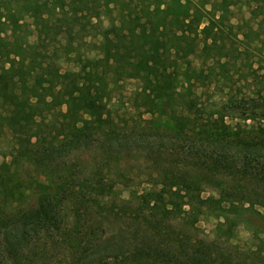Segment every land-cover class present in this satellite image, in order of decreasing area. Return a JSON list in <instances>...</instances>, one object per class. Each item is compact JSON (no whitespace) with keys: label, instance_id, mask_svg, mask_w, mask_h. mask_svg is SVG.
I'll use <instances>...</instances> for the list:
<instances>
[{"label":"trees","instance_id":"1","mask_svg":"<svg viewBox=\"0 0 264 264\" xmlns=\"http://www.w3.org/2000/svg\"><path fill=\"white\" fill-rule=\"evenodd\" d=\"M231 2L248 17L232 23L227 0H0V230L43 235L66 264H264V130L251 135L264 122L251 64L264 62V0ZM203 18L219 40L179 61L175 30L195 40ZM128 63L142 77L125 101ZM234 74L253 95L216 99ZM60 149L98 158L80 176L54 163ZM130 152L145 177L123 163ZM206 188L225 198L213 212Z\"/></svg>","mask_w":264,"mask_h":264},{"label":"rangeland","instance_id":"2","mask_svg":"<svg viewBox=\"0 0 264 264\" xmlns=\"http://www.w3.org/2000/svg\"><path fill=\"white\" fill-rule=\"evenodd\" d=\"M227 4H229V12L227 13L230 21L232 23H236L237 21H243L244 18L248 17L249 10L246 8V6H240L239 2H236L235 4H232L231 0H227ZM259 16L257 18V21L260 20ZM256 22V21H255ZM261 28H264V22L260 24ZM199 36L197 39L193 40L192 36L187 33L179 32L178 30H175V35L178 38L177 46L173 49V55L176 56V58L179 61H186V60H192L197 61V55L199 54V48L202 45V42L206 40L208 43H214L219 40L220 35V29L219 26L214 23L213 21L209 20L208 18H203L202 22L199 26ZM253 67L257 70V78L261 81V86L264 85V62H261L260 68L258 65L259 63L252 62ZM69 64L63 63L62 69H68ZM126 68L128 70V75L126 78V81L123 83V87L121 89L120 95H122V99L127 101L129 97L133 95V92L135 88L138 86L140 80H141V72L139 69L133 65L132 63H128L126 65ZM246 70V69H245ZM233 80L230 81V92H227V89L223 87L224 84L220 83L218 87L215 88L214 91L216 92L215 98L219 99L222 98V100L225 102L227 101L228 95L232 94L234 95V98L239 99L240 97H247L249 95H253L254 92L252 90L254 88H248V85L245 83L243 78L239 76L238 74L233 75ZM210 91H213L211 88ZM228 93V94H227ZM131 95V96H130ZM126 97V98H125ZM118 96H115L113 100V107L116 109H121L122 106L121 103L117 100ZM141 110L143 111V117L147 118L149 115L147 113H144L146 110V105H142ZM247 109L237 108L235 110L227 109V113L230 117L234 118V121H240L243 123L242 116L243 114L247 113ZM30 112L29 109L26 111V115L29 116ZM127 119L130 121V118L128 115ZM252 120H247V123H251ZM256 126H261L259 128H255L251 132V135L258 136L259 132H262L261 130H264V122L262 120H256L255 121ZM147 134L149 133V129L146 128ZM7 145V138H5L3 141L0 142V153H2L5 150V146ZM140 154L137 152H130L129 155H126L123 158V163L125 165H128L131 167L132 174H135V172L140 173V177H145V174L148 172L144 169L143 165H141L143 159L140 158ZM98 155L95 154L93 151H72L68 153L67 151L60 149V154L54 158V163L62 165H67L68 167H71L75 170V172L78 175H82L86 171L85 168L92 167L94 165V162L97 160ZM140 158V160H137ZM1 160V156H0ZM140 162V163H139ZM53 163V165H54ZM140 164V166H138ZM64 166V167H67ZM140 168V171L137 168ZM22 170V169H20ZM84 171V172H83ZM24 172V169H23ZM27 174L32 178L35 179L38 177V172L35 171L33 166H30L27 168ZM133 186H129L130 188L135 187V184H131ZM120 187L121 186H117ZM122 197L125 198L128 195V191L125 189L121 190ZM213 195V196H212ZM215 198H219L214 199ZM202 198L204 199V206L209 209V211H214V206L217 204L225 203V198L223 196H219L216 192L213 190H210L209 188H206L202 193ZM37 199V193L36 192H29V197L26 199V202L30 203L32 206H35ZM7 209L9 208L8 205L5 206ZM215 218L213 214H207L205 217L202 218L201 221L197 223L198 232L201 235L204 236H211V232L213 229ZM13 232V233H12ZM12 234H8L6 232H3L0 230V264H66L69 260L65 259L63 256V253H60V251L53 250V251H47L48 245L47 241L44 238L43 235H38L35 237L31 232V235L29 233L25 237H21L20 233L18 231H12ZM239 235L241 238H243L246 235L245 229L240 230ZM8 237V238H7ZM247 237V236H245Z\"/></svg>","mask_w":264,"mask_h":264}]
</instances>
